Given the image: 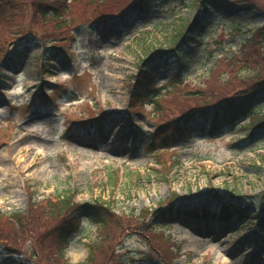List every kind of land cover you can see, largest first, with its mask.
Segmentation results:
<instances>
[{
	"label": "rangeland",
	"instance_id": "1",
	"mask_svg": "<svg viewBox=\"0 0 264 264\" xmlns=\"http://www.w3.org/2000/svg\"><path fill=\"white\" fill-rule=\"evenodd\" d=\"M254 1L261 9L213 2L199 11L188 0H170L162 12L134 14L121 25L80 23L65 40L69 57L32 35L15 37L6 29L11 22L0 24V211L24 216L28 196L37 202L67 194L111 213L102 243L92 212L79 214L81 229L62 259L50 254L46 264L84 263L90 251L91 264H264V129L250 130L247 119L216 130L208 119L194 124L190 139L169 128L152 136L166 126L159 121L243 93L241 78L252 66L223 55L239 49L248 29L264 26V0ZM70 5L76 23L102 8L87 0ZM196 15L202 40L183 47V62L176 55L147 62L169 48L182 18ZM235 23L243 34L233 35ZM142 69L153 78L151 97L169 91L159 97V121L149 104L130 96ZM255 109L264 113V102ZM169 201L173 219L162 221ZM245 207V218L221 215ZM34 208L23 220L31 231L40 223ZM14 220H0V232L12 237L7 243L18 247L13 253L0 245V264H42L31 231Z\"/></svg>",
	"mask_w": 264,
	"mask_h": 264
},
{
	"label": "trees",
	"instance_id": "2",
	"mask_svg": "<svg viewBox=\"0 0 264 264\" xmlns=\"http://www.w3.org/2000/svg\"><path fill=\"white\" fill-rule=\"evenodd\" d=\"M70 1L71 2H69V0H2L1 2H3V4H0V24L3 25L5 22H11V25H7L6 29L15 32V37L21 38L23 36L28 37L32 35V38L34 37L39 40L46 49L55 48L58 51L68 54V50L64 44H70L71 42L67 43V41H65L67 39V34L70 35L71 41V35L76 33V25L80 23H85V25L90 26L95 22L106 23V21H114L117 22L118 25H121L134 14H147L146 16H152L157 14V12H162L165 5L170 4V0H87L89 4L101 5L102 8L98 11L99 15L76 23L74 20L75 18L69 14V8L71 6L70 4L77 0ZM188 2L191 4L188 5L189 7H198L199 11L206 10L208 5H212L213 2L224 5L227 8L236 6L237 4H247L255 10L261 9V6L257 5L254 0H188ZM95 14L93 16H95ZM180 21L181 23L177 32L168 43L169 48L164 50L162 48L156 52L159 54L161 53L162 57L164 56L165 58H169L170 55H176L177 59L183 62L181 56L183 47L195 45L202 39L197 33L199 28L198 23L200 21L199 17H195L192 22L184 18ZM49 22H52V25L50 26V31H47L50 32L47 35L44 28ZM25 23H28V29H25ZM72 24L74 26L70 28ZM37 28L43 29L39 31ZM234 28L235 29L232 31L233 35L243 34L239 25L236 24ZM248 32V38L241 42L239 49L230 50V52L225 54L223 53V56L234 59L235 61L244 62L243 64L246 66H252L248 70V73L242 75L244 77L241 78L243 93L240 95L207 102L191 111L185 110L175 115V117L170 120L159 121L163 117V111L161 108L162 105L159 104L160 96L151 97L150 95L153 78L146 70L138 73L135 78L131 97L133 96V99L137 98L140 103L142 102V105L149 104L154 111L158 112V124L164 123L166 125L160 127V131L155 132L152 136H158L160 132L169 128L176 131L177 134L175 135H177L179 139L190 138L196 130L194 129L196 121H198L200 116H207L209 114H213L211 129L221 130L226 127H233L237 121L243 118H250V129H264V113L261 112V110L255 111L256 103L258 101L264 102V26L256 30L250 29ZM62 41L64 42L62 43ZM56 42L60 44H55ZM49 46L52 47L48 48ZM176 46H178V49H175ZM248 55L250 57H247ZM230 75H238V73L232 71ZM173 83L177 84L175 81ZM197 111L201 112L200 115ZM163 144H166V142ZM32 198L33 197L28 196L27 203L29 206L24 210L26 212L24 216H18L17 212L2 213L0 211V220L3 216L13 220L15 219L14 222L21 227V230H27L29 233L31 229L23 226L25 225L23 220L33 206L35 207L33 212L39 210L37 213L40 215V223L36 228H32V235H30L31 239L29 240L35 248V254L42 258V264H46V262L49 261L48 257L50 258V254H52V256L56 254L62 259V251L66 248L70 238H72L81 227L79 214L87 210L92 212V223L101 226V243L105 239V234L103 235V233L107 231L106 233L108 234V232H110V227L106 219L111 213L109 208L102 204L93 203L89 205H79L74 203L67 194L57 195L56 198L41 199L37 202L32 200ZM238 212L240 218L245 217L246 210L240 211L239 209ZM230 213L233 215L236 214L226 209L222 212V216L229 215ZM160 215L162 221L173 219V212L170 208L166 209V211ZM261 224H264V218ZM9 237L0 232V245L4 246L1 247L3 251L14 253L16 252L14 250H17L18 247H16V243H7L12 240V237ZM32 253L30 254L31 256ZM37 256L36 260L37 263H39ZM94 258L95 254H92V251H90L86 262L80 264H91ZM113 263L115 264V260H113Z\"/></svg>",
	"mask_w": 264,
	"mask_h": 264
}]
</instances>
